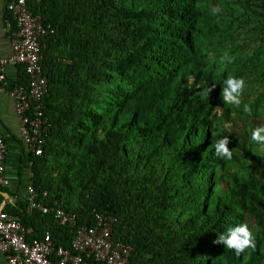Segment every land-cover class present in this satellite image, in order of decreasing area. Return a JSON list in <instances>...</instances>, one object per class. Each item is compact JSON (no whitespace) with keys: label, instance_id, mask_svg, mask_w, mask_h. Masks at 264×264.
Segmentation results:
<instances>
[{"label":"trees","instance_id":"1","mask_svg":"<svg viewBox=\"0 0 264 264\" xmlns=\"http://www.w3.org/2000/svg\"><path fill=\"white\" fill-rule=\"evenodd\" d=\"M29 5L54 28L41 46L50 127L43 154L29 152L35 202L76 215V228L113 216L130 264H264V146L249 141L264 123V0ZM245 37L258 41L252 52ZM229 75L246 82L239 107L221 99ZM6 81L28 87L29 75L21 65ZM225 135L231 160L211 147ZM24 201L15 215L28 226ZM43 221L29 240L49 232L71 247L70 227L54 213ZM239 223L256 248L237 256L215 241ZM83 264L106 263L84 255Z\"/></svg>","mask_w":264,"mask_h":264},{"label":"built area","instance_id":"2","mask_svg":"<svg viewBox=\"0 0 264 264\" xmlns=\"http://www.w3.org/2000/svg\"><path fill=\"white\" fill-rule=\"evenodd\" d=\"M33 0H10L8 10L14 15L18 26L13 41L14 54L10 60H0V92H8L16 100L21 130L29 152L42 155L45 134L50 121L44 113L42 98L48 93V79L43 74L41 63L42 40L54 33L50 24H45L40 14H35L29 3ZM39 2L40 0H35ZM23 65L29 75V85H16L7 89L3 84L7 64ZM31 111L32 114H29ZM7 145L0 132V184L8 185L5 176ZM30 205L39 207L44 213H54L59 225L70 227L74 233L71 247L56 246L49 232L41 238L28 239L26 227L21 219L5 210H0V251L7 255L9 264H83V256L94 257L106 264H130V248L113 236L114 217L97 214V224L76 228V215L63 208L52 210L35 202V188H27ZM76 228V232L74 229Z\"/></svg>","mask_w":264,"mask_h":264},{"label":"crops","instance_id":"3","mask_svg":"<svg viewBox=\"0 0 264 264\" xmlns=\"http://www.w3.org/2000/svg\"><path fill=\"white\" fill-rule=\"evenodd\" d=\"M9 1L0 0L1 61L10 60L13 56V41L18 31L14 15L8 10ZM20 66L7 64L5 71L2 73L5 76L4 81L16 80L19 76ZM0 132L8 149L5 159V176L9 181L8 185L0 184V209L10 214H13L15 210V215L19 211H25L22 209V205L25 202L24 198L27 195L28 186L33 185V172L29 161V150L22 135L16 100L8 92H0ZM26 212L29 216V225L25 226L28 237L40 236L39 231L44 232L47 227V224L43 221L45 213L39 207L32 205L27 207ZM16 216L21 219L20 214ZM0 264H9L7 255L2 251H0Z\"/></svg>","mask_w":264,"mask_h":264},{"label":"clouds","instance_id":"4","mask_svg":"<svg viewBox=\"0 0 264 264\" xmlns=\"http://www.w3.org/2000/svg\"><path fill=\"white\" fill-rule=\"evenodd\" d=\"M214 12L219 9H213ZM216 85H212L215 88ZM246 82L243 77H233L229 75L222 84L221 99L224 105L239 107L241 105L242 93L245 90ZM211 88H207V92H211ZM244 112L251 115L248 107L244 108ZM229 135L218 139L211 147L217 158L231 160L233 150L229 148L232 142ZM250 142H254L258 146H264V123L259 124L251 130L249 137ZM234 149V148H233ZM217 244H222L228 250H234L237 256H240L246 249H255L256 243L252 230L248 223H239L227 228L226 231L219 233Z\"/></svg>","mask_w":264,"mask_h":264},{"label":"rangeland","instance_id":"5","mask_svg":"<svg viewBox=\"0 0 264 264\" xmlns=\"http://www.w3.org/2000/svg\"><path fill=\"white\" fill-rule=\"evenodd\" d=\"M245 41V43L248 45L247 48H246V51L248 52H252L253 51V48L257 45L258 41L254 42L252 39L248 38V37H245V38H241L240 39V42L243 43ZM239 43V42H238ZM260 90H264V84H261V87H260ZM256 123L258 124L259 122H262L261 120L259 119H256ZM231 123H226V125H229ZM236 125L234 126L233 125V128H235ZM235 131H239L240 128L239 127H236V129H234ZM258 152V150H257ZM249 224L251 225L252 224V220L249 219Z\"/></svg>","mask_w":264,"mask_h":264},{"label":"water","instance_id":"6","mask_svg":"<svg viewBox=\"0 0 264 264\" xmlns=\"http://www.w3.org/2000/svg\"><path fill=\"white\" fill-rule=\"evenodd\" d=\"M0 210H3V209H0Z\"/></svg>","mask_w":264,"mask_h":264}]
</instances>
